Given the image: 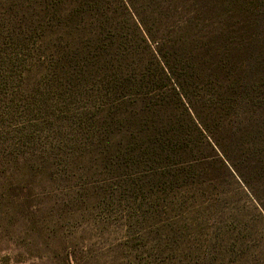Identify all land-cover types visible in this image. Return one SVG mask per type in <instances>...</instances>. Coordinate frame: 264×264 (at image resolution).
Here are the masks:
<instances>
[{
  "label": "trees",
  "instance_id": "1",
  "mask_svg": "<svg viewBox=\"0 0 264 264\" xmlns=\"http://www.w3.org/2000/svg\"><path fill=\"white\" fill-rule=\"evenodd\" d=\"M41 31L85 105L58 132L62 145L2 167L3 195L34 213L46 178L90 207L140 209L146 197L173 202L172 190L206 184L213 200L242 194L264 230V0H41Z\"/></svg>",
  "mask_w": 264,
  "mask_h": 264
},
{
  "label": "rangeland",
  "instance_id": "2",
  "mask_svg": "<svg viewBox=\"0 0 264 264\" xmlns=\"http://www.w3.org/2000/svg\"><path fill=\"white\" fill-rule=\"evenodd\" d=\"M57 55L52 34L41 31V0H0V171L21 169L15 161L21 155L52 152L49 142L62 145L58 132L76 125L67 118L85 105L86 91L69 85ZM85 180H76V188ZM54 182H36L42 193L30 201L34 213L22 211L19 198L3 195L0 187V264H68L69 256L71 264L264 261L262 223L237 191L213 200L203 184L172 190L173 202L146 197L140 209L123 200L90 207L81 191L74 195ZM241 224L246 231H239ZM223 250L214 263L198 259L204 251Z\"/></svg>",
  "mask_w": 264,
  "mask_h": 264
}]
</instances>
